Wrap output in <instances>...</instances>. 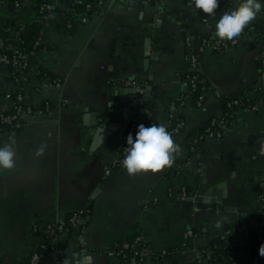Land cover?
<instances>
[{
  "label": "crops",
  "instance_id": "0c3cea01",
  "mask_svg": "<svg viewBox=\"0 0 264 264\" xmlns=\"http://www.w3.org/2000/svg\"><path fill=\"white\" fill-rule=\"evenodd\" d=\"M9 2L0 0V47L2 31L16 34L35 14L32 0L16 11ZM238 3L219 0L215 12L205 14L185 0H166L159 10L139 0H110L65 28L55 19L69 13L71 2L53 0L43 19L48 46L30 58L20 81H11V68L0 62L1 105L10 106L6 93L22 85L27 105L50 107L26 116L16 134L0 133V147L14 143L17 152V166L0 170V262L27 263L41 241L34 225L79 210L87 211L84 246L76 231L60 236L57 253L43 264H63L66 257L75 264L76 253L94 257L95 264H121L115 247L138 234L150 247L146 264H192L229 224L264 214V106L239 110L222 139L192 145L197 132L223 113L225 98L264 87V28L221 52L201 43L216 36L218 18ZM256 20L264 27V12ZM187 37L197 72L208 83L207 111L185 81ZM47 73L61 77L62 87L51 86ZM126 80L141 84L125 86ZM179 117L186 125L172 133ZM141 123L165 125L181 148L174 162L155 173L130 176L123 166L107 173L124 147V129L132 124L136 133ZM207 190L221 202V213L215 204L193 203L191 194ZM202 228V236H189ZM255 242L248 236L236 249L241 264H264Z\"/></svg>",
  "mask_w": 264,
  "mask_h": 264
},
{
  "label": "built area",
  "instance_id": "2783aa9c",
  "mask_svg": "<svg viewBox=\"0 0 264 264\" xmlns=\"http://www.w3.org/2000/svg\"><path fill=\"white\" fill-rule=\"evenodd\" d=\"M78 1V0H74ZM110 0H95L97 11H93V8L88 5L84 12L87 14H96L99 9L105 5ZM114 1V0H113ZM144 5H151L154 9L159 10L163 8L166 3V0H139ZM186 4L193 8L197 13L202 12V10H197L193 6V0H185ZM53 0L47 5L42 7L43 10H50L52 7ZM21 29H25L22 27ZM10 40L9 49L14 52L12 57L3 56L0 58V62L5 65H13L17 69L18 75L16 81H20L19 74L29 65V60L33 53H27L22 47L23 40L19 37L16 38V34L8 37ZM239 39L236 37L234 39H219L217 36L208 35L202 38L201 43L206 48H209L215 52H221L223 50H229L238 45ZM40 41L36 44L38 45ZM187 60L189 62V68L185 74V81L190 87V92L193 95L194 99L198 106L202 107L207 111V107L204 105V100L206 92L208 89L207 80L204 77H201L197 72L198 67V57L195 53V50L192 46V40L190 37H187ZM48 83L56 88H61L64 84V80L61 77H47ZM141 83L138 80H126L125 86L137 87ZM18 90L12 91L8 90L6 93V99L11 101L10 106L1 105L0 103V122L5 124L14 125V129L9 134H16V130H19L23 124V119L26 116H40L49 110V103H47L45 108L35 109L24 102V86L19 85ZM254 96V98H253ZM247 99H250L252 103H249ZM226 106L228 112L224 115L223 113L220 116H215L211 119L210 125L204 131L205 133L198 132V134L192 139V145H197L205 138L211 139H222L227 130L229 120L227 117L231 113L235 117L236 113L242 109L258 110L260 107L264 106V87L257 89V92L253 95L246 92L245 94L239 97H233L226 101ZM228 115V116H227ZM231 116V117H232ZM186 125V122L183 118L179 117L175 120V126L172 129V133L180 132ZM0 133L2 132V124H0ZM135 137V133L129 132ZM125 134L122 137L124 142V147L117 152V155L110 166L105 167V171L109 173L112 168L122 166V159L125 155V147H127V136ZM182 194H189L187 188H183ZM259 204L261 207H264V195L260 197ZM220 204H216L215 212L221 213L222 209L219 207ZM84 210L75 211L76 214L73 215L70 219L66 217H61L55 222H38L34 225V232H41L38 234L41 236V241L35 247L31 253L27 263L21 262H11V261H1L0 264H39L40 259L43 255V252L57 253V249L54 241L60 236L70 235L71 230H74L78 234L79 246L83 247L85 242V226H83L82 213ZM73 231V232H74ZM206 232V229L202 228L199 231L190 230L188 232L191 237H200ZM254 232V235L252 234ZM37 234V233H36ZM46 236V238H44ZM221 240H224L229 244L227 253L221 256L220 262L214 263V260L211 259L212 251L211 248L204 249L198 253V264H241L239 256H237L236 249L234 246L239 245L242 241H245L248 236H253L255 241L261 246L264 244V219L259 220L256 217H249L247 223L237 225L235 228H227L221 235ZM230 240V242H228ZM113 254L117 255L121 264H146L147 259L150 255V247L147 240L142 235H136L132 239H127L115 247ZM168 254V251H164L160 256H165Z\"/></svg>",
  "mask_w": 264,
  "mask_h": 264
},
{
  "label": "clouds",
  "instance_id": "9594fccd",
  "mask_svg": "<svg viewBox=\"0 0 264 264\" xmlns=\"http://www.w3.org/2000/svg\"><path fill=\"white\" fill-rule=\"evenodd\" d=\"M219 0H193V6L205 14H213ZM264 12V0H240L237 5L225 10L215 23V35L223 39H234L244 31L256 17ZM122 159V166L130 176L140 173L158 172L170 166L176 155L180 153L179 144L174 142L172 134L165 125L152 123L138 125L135 137L129 133L127 147ZM43 148L38 150L41 153ZM264 152V149H262ZM17 166V152L14 143H6L0 147V170H10ZM260 256H264V244L259 248ZM75 264H95L94 257L76 253ZM63 264H72L66 257Z\"/></svg>",
  "mask_w": 264,
  "mask_h": 264
},
{
  "label": "trees",
  "instance_id": "16d2710c",
  "mask_svg": "<svg viewBox=\"0 0 264 264\" xmlns=\"http://www.w3.org/2000/svg\"><path fill=\"white\" fill-rule=\"evenodd\" d=\"M51 1L52 0H32L35 14H34L33 18L24 22L23 26H21V28L24 27L25 29L20 28V30H18V32L16 33V38L19 37L21 40H23L22 47H23L24 51L27 53L35 54L37 50L48 46V42L46 41L45 36H44V34H45L44 33V31H45L44 22L45 21L43 22V19L46 18L45 16H48V11L43 10L42 7L44 5H47ZM70 2H71V6H72L71 10L65 16L55 19L56 26L71 28L78 21L79 14L81 12H84L85 8L88 5H90L93 8L94 12L98 10V8H96L95 0H78V1L70 0ZM9 3L11 6V9L16 11L22 7L24 0H10ZM9 21L13 22L14 20H9ZM260 25H261V22H259L258 20H256V21L253 20L249 25H247L245 27L244 31L237 38L240 40V39H243V38H246V37L253 35L257 31L262 32V30H263L262 28H264V27H262ZM262 25H264V23H262ZM2 33L4 34V41H3L2 46L0 47V58L5 56V55L8 57H12L14 55V52L9 49L10 40H8L10 33H7L5 31L4 32L2 31ZM38 41H40V43L37 45L36 43ZM193 49H194V47H193ZM195 53H196V51H195ZM32 56H34V55H32ZM4 66L11 68V70H12L11 81L13 80L14 82H16V77L18 75V72L15 69H17V68L13 65H4ZM43 74L44 73H42V75ZM46 75L48 77H51V78L55 77V75H52L50 73H47ZM199 75L201 77H203L200 73H199ZM239 96H241V95H235V96H231V97L229 96V97L224 99V101L221 103L224 115L228 112V109L226 106V101L233 98V97H239ZM247 100L249 103H252L250 99H247ZM231 116L232 115L230 113L229 116L227 117V119L229 120V124H228L227 128L232 126V124L234 122L235 117H233V116L231 117ZM209 123L210 122L207 123L208 125L206 127H203L199 131L201 133H205L204 131L210 125ZM0 124H2V132L7 133V132H10L11 130H13L15 128L14 125L5 124V123H1V122H0ZM17 131L18 130H16V133H17ZM262 210L260 211L259 214L257 213L255 215H253L252 217H256L259 220L264 219V214L262 213ZM75 214H76V212H71V213L67 214V216H65V217H66V219H70ZM86 216H87V211L84 210L82 213V219H83V226H85V227H86V220H87ZM44 223H47V222H44ZM237 225H240V224H229L226 227V229L227 228L228 229L229 228H231V229L235 228V227H237ZM73 231L74 230H71L70 234H72ZM34 233L41 234V232H34ZM252 234L254 235V232H252ZM44 238H46V236H44ZM240 245H242V243H240L237 246H234V249H238L239 248L238 246H240ZM254 246L256 247V249L260 248V245L257 242H255V245H253V247ZM228 247H229V244L226 243L224 240H221V236L217 237L212 242V244L209 246V248H211L212 251H214V253L212 254V257H211V259L214 260V263L220 262L221 256H223L224 254L227 253ZM206 249H208V248H206ZM49 254H50L49 251L46 253L43 252V255L40 259L39 264H43L45 261V258ZM237 256H239V255L237 254ZM239 258H240V256H239ZM240 261H241V258H240ZM192 264H198V259L195 260Z\"/></svg>",
  "mask_w": 264,
  "mask_h": 264
},
{
  "label": "water",
  "instance_id": "95a60500",
  "mask_svg": "<svg viewBox=\"0 0 264 264\" xmlns=\"http://www.w3.org/2000/svg\"><path fill=\"white\" fill-rule=\"evenodd\" d=\"M132 128V124H130L129 126L126 127V129H124V131L122 132V135H125L127 133L130 132V129ZM119 134V133H118ZM212 192L215 191V189L210 190ZM209 190L207 191H203L202 193H198V194H191V198L193 203H197L198 205H201L203 203L208 204V203H212V204H220L221 202L218 201L217 199H211V194Z\"/></svg>",
  "mask_w": 264,
  "mask_h": 264
}]
</instances>
